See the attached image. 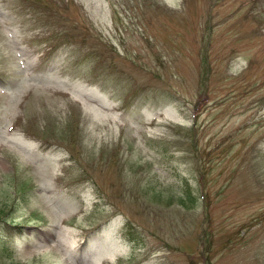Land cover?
Listing matches in <instances>:
<instances>
[{
    "label": "rangeland",
    "instance_id": "rangeland-1",
    "mask_svg": "<svg viewBox=\"0 0 264 264\" xmlns=\"http://www.w3.org/2000/svg\"><path fill=\"white\" fill-rule=\"evenodd\" d=\"M0 264H264V0H0Z\"/></svg>",
    "mask_w": 264,
    "mask_h": 264
}]
</instances>
